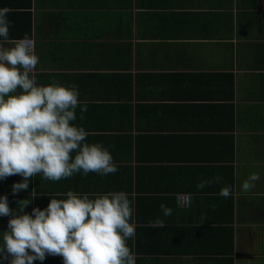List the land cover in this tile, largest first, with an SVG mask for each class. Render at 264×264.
<instances>
[{
	"label": "crops",
	"instance_id": "0c3cea01",
	"mask_svg": "<svg viewBox=\"0 0 264 264\" xmlns=\"http://www.w3.org/2000/svg\"><path fill=\"white\" fill-rule=\"evenodd\" d=\"M4 7L10 38L35 42L38 82L78 87L88 111L80 120L77 109L74 123L118 166L103 177L34 176L18 193L21 176L0 180L13 215L22 200L31 214L69 190L124 191L136 264H264V0H0ZM253 172L260 179L242 191ZM11 218L0 216V242ZM10 262L0 253V264Z\"/></svg>",
	"mask_w": 264,
	"mask_h": 264
},
{
	"label": "clouds",
	"instance_id": "9594fccd",
	"mask_svg": "<svg viewBox=\"0 0 264 264\" xmlns=\"http://www.w3.org/2000/svg\"><path fill=\"white\" fill-rule=\"evenodd\" d=\"M10 9L0 8V180L13 175L14 193L27 190L34 176L46 181L67 180L75 174L100 176L115 174L118 166L101 143H89V132L74 123L85 119L87 104L80 100L76 85L56 81L41 84L36 77L39 56L35 42L27 35L10 38ZM260 179L251 173L241 190L249 191ZM221 180L215 176L197 188ZM220 195H231L223 187ZM20 215H13L7 196L0 197V216H11L3 231L0 253L11 257L10 264H34L47 256H60L63 264H136L134 206L128 193L109 191L95 196L69 190L65 198L52 197L48 206L24 212L29 202L22 200ZM165 217L172 209L160 205ZM156 224L164 221L157 218Z\"/></svg>",
	"mask_w": 264,
	"mask_h": 264
},
{
	"label": "built area",
	"instance_id": "2783aa9c",
	"mask_svg": "<svg viewBox=\"0 0 264 264\" xmlns=\"http://www.w3.org/2000/svg\"><path fill=\"white\" fill-rule=\"evenodd\" d=\"M178 201L182 207L188 208L190 207V204H191V197L188 194H180L178 196Z\"/></svg>",
	"mask_w": 264,
	"mask_h": 264
}]
</instances>
